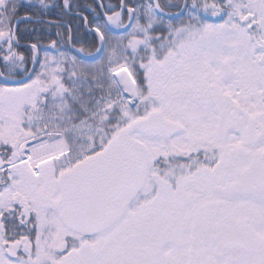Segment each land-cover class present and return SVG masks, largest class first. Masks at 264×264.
<instances>
[{"label":"snow or ice","instance_id":"1","mask_svg":"<svg viewBox=\"0 0 264 264\" xmlns=\"http://www.w3.org/2000/svg\"><path fill=\"white\" fill-rule=\"evenodd\" d=\"M0 264H264V0H0Z\"/></svg>","mask_w":264,"mask_h":264},{"label":"flooded vegetation","instance_id":"2","mask_svg":"<svg viewBox=\"0 0 264 264\" xmlns=\"http://www.w3.org/2000/svg\"><path fill=\"white\" fill-rule=\"evenodd\" d=\"M88 2H90V0H88Z\"/></svg>","mask_w":264,"mask_h":264}]
</instances>
